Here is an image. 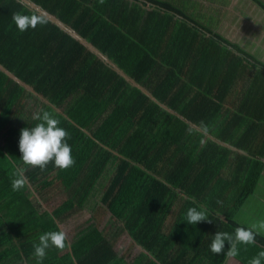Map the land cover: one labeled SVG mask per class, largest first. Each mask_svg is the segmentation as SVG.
<instances>
[{
    "label": "trees",
    "instance_id": "obj_1",
    "mask_svg": "<svg viewBox=\"0 0 264 264\" xmlns=\"http://www.w3.org/2000/svg\"><path fill=\"white\" fill-rule=\"evenodd\" d=\"M29 1L96 52L24 0H0V65L18 79L0 70V139L6 157L24 169L21 130L39 122L34 114L49 111L71 135L89 133L92 157L105 154V149L99 152L103 145L116 150L119 158L109 157L108 168L100 171L102 160L97 159L92 170L112 176L100 202L110 213L120 204L122 177L126 188L134 174L142 180L148 176L129 162L144 164L158 178L154 198L142 187L141 197L126 199L122 208L135 212V201L157 206L166 198L165 212L147 228L151 232L127 229L134 237L139 233L138 242L155 254L161 249L154 241L163 235L169 208L183 197L189 207L206 210L212 222L190 225L183 233L171 228L178 246L197 236L211 244L218 231L245 227L235 215L256 189L264 156V70L255 71L249 61L263 69L264 62L210 32L193 13L191 0ZM17 12L45 23L20 32L13 21ZM66 101L69 105L60 110ZM120 132L128 133V160L120 161ZM54 169L50 163L43 171ZM9 176L0 170V264H40L33 245L43 233L58 229L51 224L45 228L49 215L37 214L31 206L27 226L18 225L19 217L3 214L12 190ZM139 213L140 208L135 215L142 218ZM124 217L121 213L120 220ZM256 245L264 249V235L256 237ZM75 248L76 264H91L96 246ZM228 248L226 242L224 253L210 251V264H223ZM200 249L194 246L195 253ZM58 251L50 247L42 264H64Z\"/></svg>",
    "mask_w": 264,
    "mask_h": 264
},
{
    "label": "crops",
    "instance_id": "obj_2",
    "mask_svg": "<svg viewBox=\"0 0 264 264\" xmlns=\"http://www.w3.org/2000/svg\"><path fill=\"white\" fill-rule=\"evenodd\" d=\"M191 1L193 13L210 29V32L220 33L230 43L238 44L258 60L264 62L261 59L264 57V0ZM201 10H212L214 15L203 20L199 16ZM226 14L229 15V18H225ZM253 56L251 57L255 59ZM249 64L255 68V71L264 70L263 67L257 66L255 61H249ZM120 76H124L121 70ZM136 85L140 87L138 84ZM40 100L43 101L42 98ZM88 134L81 133L78 137L71 135L70 140H68L76 160L74 167L66 171L57 168L47 173L39 168H30L24 163L22 164L23 169L20 164L14 163V160L10 161L6 157V152L1 148L3 139H0V170L5 169L10 173V182L15 178L14 172L17 168H22L27 178V183L23 189L9 191V198L3 206L5 208L3 214L19 217L18 225L20 227L22 223L26 226L28 224L30 206L32 211L37 212V214H48L51 223L47 222L44 225L45 228L49 224L55 225L58 230L67 233L70 242V247L56 253L65 260L64 264H76L74 259L76 257L74 254L75 247L79 246L80 249L84 245L96 246L94 252L91 253L94 257L91 264H210L212 262L210 240L205 239L204 241L197 236L195 240L189 239L184 242L183 246L174 244L171 228L179 229L181 233L183 231L188 232L187 229L190 228V224L186 222V212L191 207L188 206L186 197L181 199L180 205L176 208H169L171 211L166 215L163 222V235H158V238L161 239L154 241L159 250L161 249L159 253L155 254L144 243L138 242V236H141L139 233L137 237L130 235L131 230L151 232L147 231V228L152 226L151 221H154L166 210V206L163 204V201L166 200L165 197L157 206L154 202L141 203L135 201L134 203L138 205L135 212L132 210V212L125 213L122 210L125 207L126 199L129 202L141 197L140 188L142 187H147L149 195L155 197L154 181L158 178L144 169V164L137 163V161L129 162L132 167L145 171L148 176L142 180L140 174L137 176L134 174L131 178L133 180H128L126 188L123 187L124 181L123 177L121 178L120 204L117 205L113 213H110L107 207L100 204L112 176L93 173L95 162L97 159L104 161L105 157L104 164H101L102 161L98 164L101 171L103 168H108L109 164L106 161H109V157L112 160L119 157L116 150H106L103 144H101L103 146L99 152L103 153L105 149V154L97 153L96 157H92V143L89 139L91 136ZM127 140L128 133L120 132V161L121 159L128 160L126 156ZM262 140L261 143H264L263 135ZM218 145L222 144L219 142ZM260 162L263 167L261 177L254 193L247 198L244 206L240 209L243 220H237L245 227H250L256 223L257 219L264 214V156L261 157ZM87 190L96 191V193L91 196ZM139 208L141 210L139 214H143L142 218L135 215ZM121 213L125 214V217L120 220ZM115 214L117 215L116 218L114 217ZM132 215H134V219L130 217ZM3 223L5 222L3 221ZM127 229H131L130 232ZM149 236L146 237L149 239ZM124 241H127V246L123 245ZM130 245L132 247L127 248ZM176 246L180 250L173 249ZM194 246L201 247L198 253H195ZM239 248L240 254L236 257L226 256L223 264H248L252 257L264 250L256 244L239 245ZM24 261L25 258L22 257V262Z\"/></svg>",
    "mask_w": 264,
    "mask_h": 264
},
{
    "label": "clouds",
    "instance_id": "obj_3",
    "mask_svg": "<svg viewBox=\"0 0 264 264\" xmlns=\"http://www.w3.org/2000/svg\"><path fill=\"white\" fill-rule=\"evenodd\" d=\"M103 3V0H101ZM13 21L20 32L35 30L45 21L36 15H27L20 12L13 14ZM33 119L39 121L34 127L23 128L20 134L19 151L23 163L30 168L45 170L50 163L56 168L66 171L75 166L76 160L72 154V147L68 140L71 134L60 126V120L49 111L36 113ZM15 178L11 181L14 191H20L27 183V178L22 168L14 172ZM195 203V198H190ZM212 222L206 210L191 207L186 212V222L196 225L200 222ZM264 234V219L257 221L250 227H236L233 233L218 231L210 244V251L214 255L222 254L226 242L229 245L226 256L236 257L240 254L239 245L249 246L256 244V237ZM34 256L40 264L47 255V250L54 247L61 252L70 247L67 233L63 230L49 231L39 237V243L34 244ZM248 264H264V250L252 257Z\"/></svg>",
    "mask_w": 264,
    "mask_h": 264
},
{
    "label": "water",
    "instance_id": "obj_4",
    "mask_svg": "<svg viewBox=\"0 0 264 264\" xmlns=\"http://www.w3.org/2000/svg\"><path fill=\"white\" fill-rule=\"evenodd\" d=\"M31 8L37 9L40 13L44 14L46 17L50 18L51 20H53L56 24L60 25V27L64 28L65 30H67L72 36L76 37L79 41L83 42L86 46H88L89 48H91L92 50H94L96 52V50L87 42H85V40L83 38H81L78 34H76L72 29H70L69 27H66L62 22H60L57 18H55L54 16H52L51 14L43 11L42 9H40V7L36 6L35 4H33L32 2H30L29 0H24ZM0 70H2L3 72H5L6 74H8L10 77H12L14 80L18 81V79L12 74L10 73L8 70H6L2 65H0Z\"/></svg>",
    "mask_w": 264,
    "mask_h": 264
},
{
    "label": "rangeland",
    "instance_id": "obj_5",
    "mask_svg": "<svg viewBox=\"0 0 264 264\" xmlns=\"http://www.w3.org/2000/svg\"><path fill=\"white\" fill-rule=\"evenodd\" d=\"M211 15H214V13H213V11L212 10H201L200 11V14H199V16H201V18L203 19V20H205V19H207L209 16H211ZM225 18H229V15L228 14H226L225 15ZM248 50V49H247ZM250 51V50H249ZM252 52V51H251ZM263 55H264V53H263ZM261 59L262 60H264V57L262 58L261 57ZM70 101H71V99H70ZM66 105H69V103L66 101V102H64L63 103V105L61 106V108H59L60 110H62V109H64V107L66 106ZM58 109V110H59ZM235 219L236 220H239V219H241V220H243V218H242V215L240 214V211H238V213L235 215ZM262 219H264V214L259 218V219H257L258 221L259 220H262ZM262 235H264V234H262ZM125 243L123 244V245H126L127 246V241H124ZM122 245V246H123ZM129 247H132L131 245L130 246H128L127 248H129Z\"/></svg>",
    "mask_w": 264,
    "mask_h": 264
}]
</instances>
